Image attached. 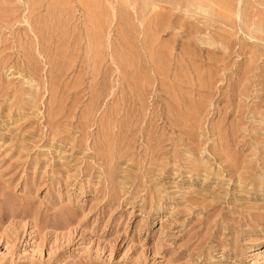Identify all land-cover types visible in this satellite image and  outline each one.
<instances>
[{
	"label": "rangeland",
	"instance_id": "1",
	"mask_svg": "<svg viewBox=\"0 0 264 264\" xmlns=\"http://www.w3.org/2000/svg\"><path fill=\"white\" fill-rule=\"evenodd\" d=\"M0 264H264V0H0Z\"/></svg>",
	"mask_w": 264,
	"mask_h": 264
}]
</instances>
